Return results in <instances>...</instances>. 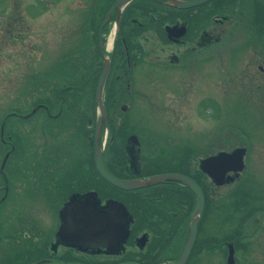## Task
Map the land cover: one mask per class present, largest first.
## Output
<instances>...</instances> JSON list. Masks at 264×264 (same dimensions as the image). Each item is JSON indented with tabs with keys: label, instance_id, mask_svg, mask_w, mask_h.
Instances as JSON below:
<instances>
[{
	"label": "flooded vegetation",
	"instance_id": "obj_1",
	"mask_svg": "<svg viewBox=\"0 0 264 264\" xmlns=\"http://www.w3.org/2000/svg\"><path fill=\"white\" fill-rule=\"evenodd\" d=\"M118 1L38 0L37 14L34 16L28 14L33 19L43 18L49 6L63 8L64 14H67L68 24L60 34L57 33V39L55 38L54 44H58L54 51L55 56L51 59L52 62L46 60L50 65L47 74L53 67L58 69L56 74L58 75L62 69L70 68L74 73L75 68L82 71L83 66L89 67V62L94 61L95 65L92 66V72L90 70L84 73L87 75H80L78 80L74 76L64 77L62 88L54 91L52 96L46 97L43 91L38 93V96L36 95L40 96L38 102L29 113H23V110L28 108L26 106L20 114L11 111L9 112L11 114L4 115L6 118L20 117L21 126L27 132L24 136V140L26 138L29 140L27 143L31 141V137L28 136L29 127L33 125L37 128L36 143H34V151L31 152L32 155L37 154L32 160V167L37 169V177L33 175L32 182L36 188L31 186V190H39L42 201L39 210L42 214L35 219L33 214H29L26 206L21 213L22 218L21 221L19 220L21 226L18 227V231L15 235L6 237L7 246L0 252V264H176L180 258L188 238L190 225L188 213L192 208L190 203L194 201L189 189L179 182L167 181L144 189L123 191L111 187L96 171L95 132L99 116L95 117L94 106L97 84L105 58L109 60L110 65L103 103L106 118L100 127L99 141L105 169L120 180H140L151 175L170 173L189 177L204 193L206 190L211 189L215 192L216 189L221 188L216 184L217 179L214 180L205 172L208 167L209 170L219 172L220 162H214L213 168L207 165L202 167L201 162L222 151L211 155L204 153L195 166L189 160L188 148L182 146L179 165L173 163L169 164V167H164L162 164L153 163L150 164L152 167L144 165V170L139 172V160L134 159L136 157L134 148L137 143L141 151L139 136L146 139L148 135L141 134L143 128L135 129L136 133H132L128 123L131 120L130 116L136 113L135 101L139 100L141 103L151 96L146 91V93L142 91V86H136L135 75L141 76L143 73L146 85L153 86L151 83L156 78L157 67L162 65L159 60L155 62L145 60L150 51L171 49L179 53L175 57L176 62L193 63L191 59L199 56L200 52L212 50L218 65L216 70L218 80L220 64L224 63L223 59L228 53L231 54L232 63L224 70L225 77L229 81L235 78L237 83L240 82V88L233 93V96L245 97L255 110H264V44L251 43L252 36H257L258 30H264V0H209L188 9L176 8L167 0H132L123 7L116 8ZM12 19H9L8 28H11ZM21 23L25 22L21 19ZM49 39L54 40L51 37ZM61 40H68V48L65 44L60 46ZM58 47L66 48L61 50L63 52L67 50L66 53L59 55ZM110 50L111 55L107 54ZM42 55L39 64L45 62V54ZM44 71L45 69L39 71L40 88L46 77L44 73L47 71ZM52 76L54 75L47 79L50 83L54 79ZM93 82L96 84L91 106L89 103L88 108H78L79 100L85 94L83 90ZM242 90L245 92L242 93ZM63 104L70 105L72 114H69L68 118L61 109ZM213 105L220 110L218 103L215 102ZM95 107L98 109L97 104ZM155 111L156 109L152 111L150 108L148 115L155 118ZM137 113L139 114L140 110ZM63 116L65 118L61 121ZM6 122L4 125L8 130L5 133L6 140L2 142L7 146L8 151L15 142L11 125L9 121ZM105 131L108 132L106 145L103 142ZM62 134L70 135L69 144L59 142L58 138ZM236 148H245L247 155L248 149L245 145ZM233 150L224 152L230 153ZM138 158L143 159L141 156ZM24 165L28 169L31 163L26 159ZM92 170L102 181V189H96L95 186L86 188L80 186L75 190L80 181L91 183L94 179ZM71 171L78 178L68 176ZM10 174L6 171L1 175L10 177ZM234 175L232 171L227 172L224 179ZM76 179L79 181L75 187L72 185V191L61 202L58 197L62 191L60 184L64 180L67 182ZM203 180L208 182V188ZM8 188L6 186L3 190L4 194L0 197L1 219L5 218L6 214L5 212L4 215L2 214V211H5L2 208L10 195ZM91 192L97 193L101 206L105 207L109 202L117 201L130 213V233L119 251L115 247L110 249L105 241L81 244L63 240L57 235L62 225L61 212L69 199L75 195L83 200L84 196ZM56 195L58 200L54 197ZM71 209L72 207L69 206L70 212L66 218L69 225ZM43 215L50 217V224L44 226L41 223ZM197 237L191 254L196 250ZM12 242L21 245V251L17 252L15 257H12V252L9 250ZM189 260L190 257L187 264Z\"/></svg>",
	"mask_w": 264,
	"mask_h": 264
},
{
	"label": "rangeland",
	"instance_id": "obj_2",
	"mask_svg": "<svg viewBox=\"0 0 264 264\" xmlns=\"http://www.w3.org/2000/svg\"><path fill=\"white\" fill-rule=\"evenodd\" d=\"M36 1L38 0H0V127L3 126L4 131L2 137L0 128V188L2 189L0 197L4 194L3 190L6 186L9 187L10 192V197H7L2 208L5 210L2 214L6 213L5 218H0V252L7 246L6 237L15 235L18 227L21 226L19 220L21 221V213L26 206L29 214H33L35 219L42 214L39 210L42 204L39 190H31V186L36 188L32 182L33 175L37 177V169L32 167V160L37 154L32 155L31 152L34 151L37 128L33 125L29 127L28 136L31 137V141L27 143L29 140L27 138L24 140L27 132L21 126L20 117L6 118V114H11L9 113L11 111L20 114L26 106L28 108L23 110V113H29L34 104L38 102L40 97H37L38 93L43 91L46 97L52 96L54 91L62 88L64 77L74 76L78 80L80 75L90 70L92 72V66L95 65L94 61L89 62V67L83 66L82 71L75 68L74 73L70 68L62 69L58 75H56L58 69L53 67L47 74L50 69L49 62H52L51 59L55 56L54 51L58 45L54 44L57 33L60 34L68 24L67 14H64L63 8L49 6L43 18L33 19L28 14L31 13V16L37 14ZM62 7H64L63 4ZM11 18L13 22H10L11 28H8L7 25ZM21 19L25 23H21ZM258 31L257 36H252L251 43L264 44V30ZM50 37L54 40H50ZM59 43L60 46L67 45L68 40H61ZM66 48L58 47V54L66 53L67 50L61 51ZM43 53L45 62L39 64ZM107 54L111 55V50ZM199 54L191 59L193 63L176 62L175 57L179 53L171 49L150 51L146 55L147 62L159 60L162 65L157 67L156 78L151 83L153 86L146 85L143 73L141 76L135 75L136 86H142V91H146L151 96L141 103L139 100L135 101L136 113L130 116L131 120L128 123L132 133H136L135 129L143 128L141 134L147 133L148 135L146 139L139 136L142 148L140 151V146L136 143L134 159L139 160V172L144 170V165L151 166L150 164L153 163L162 164L164 167H169V164L173 163L179 165L183 146L188 148L189 160L196 166L204 153L211 155L245 145L248 153L245 159V170L239 179L234 184L216 189L215 192L211 189L205 191L206 205L209 209L208 213L203 215L204 218L202 216L199 221L202 223L200 226L198 224L197 247L190 256L189 264H226L227 244H235L234 241H236L232 239L230 242L226 239L238 237L237 232L240 234L239 242L244 250L235 251L236 264H264V209L258 210L257 202L251 199L249 202L247 200L244 202L241 188H248L254 196L261 197L264 203V110H255L245 97L233 96V93L239 90L240 82L237 83L235 78L229 81L225 77L224 70L232 63L231 54L228 53V56L223 59L224 63L220 64L219 80L214 52L208 50ZM46 60L49 62L46 63ZM42 69L47 72L44 73L46 77L40 88L38 77ZM144 70L148 69L144 68ZM50 74L56 76H52L54 79L51 83L47 80ZM95 84L93 82L86 90H83L85 94L81 96L78 108H88L89 103L91 106ZM244 92L242 90V93ZM105 97L106 86L103 91V101ZM215 102L219 104L220 110L212 106L213 108L208 107V111L205 112L202 106H209ZM95 106V117H98L99 111ZM150 108L152 111L156 109L155 118L148 115ZM61 109L67 118L69 114H72L68 104L61 105ZM138 110H140L139 114ZM6 120L11 125V133L14 135L13 141L15 142L8 151L7 146L2 142L6 140L5 133L8 130L7 126L3 125ZM68 136L70 135L62 134L58 138L59 142L68 143ZM107 136L108 132L105 131L104 145H106ZM190 150L193 151L192 154ZM27 156L29 158H26ZM139 156L143 159H139ZM4 159L6 162L2 168ZM26 159L31 163L28 169L24 165ZM6 171L11 173L10 177L1 175ZM92 173L94 179L91 183L80 181L79 186L76 187L75 184L79 181L77 179L61 181L62 191L58 194L60 201L65 200L72 191V185L77 188L75 190H78L80 186L81 188L95 186L96 189L101 190L102 181L96 176L94 170ZM69 175L78 178L73 171ZM246 180L248 182H245ZM203 183L207 185V188L209 187L207 181L203 180ZM54 197L57 198V195ZM191 210L190 208L188 216ZM41 221L44 226L50 224V217L43 215ZM210 241L217 244L209 245ZM20 246L18 243H11L9 250L12 252V257L21 251Z\"/></svg>",
	"mask_w": 264,
	"mask_h": 264
},
{
	"label": "water",
	"instance_id": "obj_3",
	"mask_svg": "<svg viewBox=\"0 0 264 264\" xmlns=\"http://www.w3.org/2000/svg\"><path fill=\"white\" fill-rule=\"evenodd\" d=\"M130 1L132 0H119L116 8L123 7ZM167 1L176 8L188 9L201 5L209 0H195L189 2L178 0ZM109 65V60L105 58L96 90V103L99 111V118L97 119L95 132L94 163L96 171L104 181L123 191H134L156 184H163L167 181H174L186 186L193 193L195 196V202L190 215L188 240L179 260L176 262V264H186L196 240L198 224L204 211V194L201 188L192 179L184 175L160 174L148 177L147 179L120 180L113 177L106 171L103 164L102 149L99 139L100 127L106 118L103 105V91L109 73ZM245 154V149L238 148L231 153L222 152L215 157L208 158L202 161L201 165L202 167L207 165L210 166V168H213L214 162H220L221 169L219 172H216L213 169L209 170V167L205 172H207L214 180H218H216L217 185H223L225 182L228 183L234 180V177L230 176L224 179L227 172L232 171L234 173H239L243 171V159ZM5 162L6 159H4L2 168L4 167ZM69 206L72 207L70 225L68 224V220H66L70 212ZM61 220L62 225L57 235L63 240L81 244L100 240L105 241L109 245L110 249L115 247V249L119 251V248H122L129 236V224L131 217L122 203L111 201L105 207L101 206L97 193L91 192L86 194L83 200L78 199L75 195L72 196L61 212ZM227 249L228 254L226 264H236L234 246L232 244H228Z\"/></svg>",
	"mask_w": 264,
	"mask_h": 264
},
{
	"label": "trees",
	"instance_id": "obj_4",
	"mask_svg": "<svg viewBox=\"0 0 264 264\" xmlns=\"http://www.w3.org/2000/svg\"><path fill=\"white\" fill-rule=\"evenodd\" d=\"M213 105H211V106H206V105H204V109H206V111H208V107H212ZM213 108V107H212ZM193 153V151H191L190 150V154H192ZM245 182H248L247 180L245 181ZM245 182H243V184H245ZM241 185V184H240ZM240 185H238V187L240 186ZM242 188V190H243V195H242V199L244 200V202H245V200H247L248 202H249V200L251 199L252 201H254V202H257L256 203V206H257V208H258V210L260 209V210H263L264 209V203H262L263 202V200H261V197H256V196H254L252 193H251V191L248 189V188H244V187H241ZM190 196L192 197V199H193V196L190 194ZM190 207H192V201H191V203H190ZM208 206H206V210H205V215L208 213ZM238 234V237H236V238H231V239H226V240H228V241H230V242H232V239H236V241H234L235 242V244H234V247H235V250L236 251H239V249H243L244 250V248H242L243 246L240 244V240H239V236H240V234H239V232H237ZM217 243H215V242H213V241H210L209 242V245H216Z\"/></svg>",
	"mask_w": 264,
	"mask_h": 264
}]
</instances>
